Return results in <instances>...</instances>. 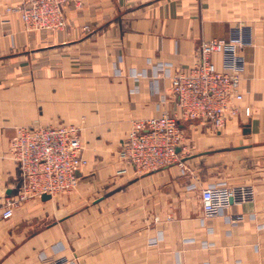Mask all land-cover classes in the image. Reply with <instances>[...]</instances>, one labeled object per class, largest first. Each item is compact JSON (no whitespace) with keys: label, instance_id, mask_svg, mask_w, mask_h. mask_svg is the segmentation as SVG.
Here are the masks:
<instances>
[{"label":"crops","instance_id":"obj_1","mask_svg":"<svg viewBox=\"0 0 264 264\" xmlns=\"http://www.w3.org/2000/svg\"><path fill=\"white\" fill-rule=\"evenodd\" d=\"M22 3L0 0V203L17 193L9 151L19 127H80L88 165L71 202L35 198L0 220V264H264V0H67L62 33L27 30ZM236 24L254 33L242 50L251 115L222 129L183 123L197 147L183 166L139 173L122 161L135 120L179 111L159 65L190 70L199 45ZM232 142L239 161L220 169L214 156ZM236 171L258 175L256 200L232 205L238 224H204L200 190L188 186L248 184L233 181Z\"/></svg>","mask_w":264,"mask_h":264},{"label":"built area","instance_id":"obj_2","mask_svg":"<svg viewBox=\"0 0 264 264\" xmlns=\"http://www.w3.org/2000/svg\"><path fill=\"white\" fill-rule=\"evenodd\" d=\"M67 0H23L19 11L29 31H55L67 28L63 7ZM89 30V27H86ZM254 44L253 28L247 24L231 27L228 38L203 41L190 70L172 72L171 65H159V73L171 81L170 91L179 111L135 120L119 151V158L139 173L154 172L174 164L184 165L186 136L183 123L201 121L217 129L240 116L251 115L243 104L252 92L251 79L244 77L246 58L242 50ZM220 56V65L214 59ZM81 128L76 125L19 127L10 148L20 172L17 193L0 203V220L14 216L17 209L44 194L51 197L74 191L80 183L77 172L88 165L84 155ZM200 190L202 221L210 225L217 216L238 224L242 216L232 205L254 202L252 185L231 186L191 183L188 191ZM63 249H58L60 252ZM59 257L56 264H64Z\"/></svg>","mask_w":264,"mask_h":264},{"label":"rangeland","instance_id":"obj_3","mask_svg":"<svg viewBox=\"0 0 264 264\" xmlns=\"http://www.w3.org/2000/svg\"><path fill=\"white\" fill-rule=\"evenodd\" d=\"M238 135L240 136L241 139H243L244 136L242 135L241 132ZM185 136H186L185 142L187 144L186 145L187 147H186L185 152H183L182 155H183L184 158H187L188 159L189 157H191L192 155H194L197 152V147L195 145V142L190 139L191 137H188V135H186V133H185ZM240 142H243V141L241 140ZM232 143L233 144H230L229 145L230 146L229 148L222 149V152L218 156H214L215 159L217 157H221V160H218V161L221 162L220 164H218L219 167H220V169H223L222 167L226 168L228 166V164H229L228 162L238 163V161H239L238 158H234V155L235 154H232V153H237L236 151L231 150V151L228 152V150H227V149H232L231 146L234 145V143L237 144V142H232ZM257 156H258L257 154H253L252 155V162L253 163H254L255 159H257ZM240 160H242V159H240ZM256 161H257V166H259V164H258L259 163V158ZM192 170H193V172L195 171L194 167H193ZM197 173H200L201 176L204 175V176H207V177L208 176H211L212 177V173L213 172H210L209 173V171H207L206 168H204V169H200L199 168ZM244 175H246V177L249 176V174L248 175L247 174H244V172H242V171H236V173L233 174V178H235L233 181H236L237 183H241V184L242 183H248V184H243V185H252V186H254V188H256V184L258 183V175L256 173H254V171H253L252 174H251L252 179H246V180H244V178H243ZM239 176H241L242 178L241 179H238ZM220 183H225L226 185H231V184L228 183L227 180L226 181H222ZM231 186H233V185H231ZM79 190H80V186H78L74 191H72L70 193H61V194L56 195V196H62L63 198H66L65 201H66V203H68V201L71 202V200H70L71 198H73L74 196H77L78 197L80 195L79 194L80 193ZM83 203H85V201L77 202L76 205H77L78 208H80V207L84 206ZM63 251H64V249L61 250L60 252L55 251V254H60ZM66 260L67 261L64 264H68L69 263L68 259H66Z\"/></svg>","mask_w":264,"mask_h":264},{"label":"water","instance_id":"obj_4","mask_svg":"<svg viewBox=\"0 0 264 264\" xmlns=\"http://www.w3.org/2000/svg\"><path fill=\"white\" fill-rule=\"evenodd\" d=\"M77 175L80 176V171L77 172ZM42 199H43V200H49V199H51V195H49V194H44V195L42 196Z\"/></svg>","mask_w":264,"mask_h":264}]
</instances>
